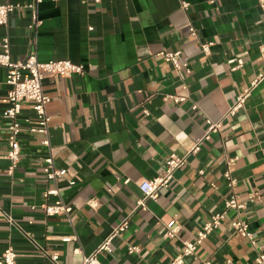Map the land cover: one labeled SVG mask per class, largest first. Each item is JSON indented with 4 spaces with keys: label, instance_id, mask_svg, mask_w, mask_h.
I'll return each instance as SVG.
<instances>
[{
    "label": "crops",
    "instance_id": "crops-1",
    "mask_svg": "<svg viewBox=\"0 0 264 264\" xmlns=\"http://www.w3.org/2000/svg\"><path fill=\"white\" fill-rule=\"evenodd\" d=\"M259 1L44 0L37 29L30 11L12 14L0 27V42L9 38L13 61L35 50L41 63L71 61L85 74L46 77L50 149L41 135L24 133L20 164L10 174L2 116L9 107L7 72L0 67V260L12 249L17 264H53L54 256L61 264H83L127 222L111 252L97 256L100 264H172L184 243L225 212L221 227L184 264H254L264 255V198L249 201L253 193L264 195V80L242 109L229 113L264 74ZM206 43L213 44L209 56ZM164 51H181L189 73L160 57ZM167 96L186 100L176 104ZM32 116V104H24L21 118ZM207 120L222 129L189 157L157 201L145 199L139 184L162 175L170 156L187 155L205 137ZM50 153L65 173L57 183L43 172ZM234 158L235 190L225 179L226 160ZM54 188L73 208L69 217H49L39 208ZM234 193L246 204L240 212L226 208ZM238 219L248 223L254 244L236 232ZM170 224L179 229L173 239ZM68 237L74 240L64 243ZM132 247L139 252L130 254Z\"/></svg>",
    "mask_w": 264,
    "mask_h": 264
},
{
    "label": "built area",
    "instance_id": "built-area-1",
    "mask_svg": "<svg viewBox=\"0 0 264 264\" xmlns=\"http://www.w3.org/2000/svg\"><path fill=\"white\" fill-rule=\"evenodd\" d=\"M44 0H34L32 4L28 6H21L15 4H4L0 5V27H5L8 24L9 18L12 14L16 12H22L23 10H28L31 12L33 24L32 29H37L41 26L42 21L39 18V5ZM57 1V0H54ZM100 0H97L99 2ZM261 10L264 13V0L259 1ZM184 9H188L189 5L184 4ZM93 29H91L92 31ZM196 32L192 30V36H195ZM213 46L212 43H206L202 45V50L206 55H210V49ZM160 57L164 58L167 63H170L174 69L178 72L186 71L189 73L188 66L181 62L182 52H161ZM0 67L4 68L7 72L6 75V86L8 88V102L9 107L3 113V119L8 123V152L6 159L10 162L9 173L12 174L20 164L22 147H21V137L24 133H29L32 135H41L43 137L42 145L50 149V125L51 117L48 114L47 108L51 102L50 97L46 94L44 90V82L48 75H55L63 78H72L74 76H82L85 74V67L83 65L75 64L71 61H50L47 63H41L38 60V56L35 50L31 51L26 60L24 61H13L11 58V44L8 37H5L0 42ZM264 80V74L260 75L256 80H254L248 90L241 94L229 112L230 115H235L240 109L243 108L246 98L253 92L257 86ZM167 100H173L176 104H181L185 102V98L179 96H167ZM29 103L32 104L33 116L27 119H22L23 105ZM194 109H197L195 106ZM148 114V112H146ZM208 131L202 140L196 142L195 146L190 150V152L179 157L177 155H172L167 160L166 171L153 180H144L139 184L140 191L144 195L145 199L157 201L163 190L170 187L175 174L184 169L188 164V159L190 156L197 155L203 143L210 140L211 135L218 133L222 127V123H214L207 120ZM51 152V151H50ZM227 171L225 173V179L228 186L235 190L238 186L237 180L233 177V173L237 166V159H227L226 160ZM43 172L45 174L46 180L49 182L57 183L65 175L64 172L57 170L54 164V156L50 153L45 159V165L43 167ZM202 174V173H201ZM50 197H56L58 200L55 201L53 205H49L47 200ZM264 195L260 193H253L249 196V201L253 202L255 200H262ZM89 205L94 207L95 202H89ZM143 207V203H140ZM36 208V207H35ZM39 208L45 212L49 217L56 216H67L69 217L73 208L66 205L59 198V190L57 188L48 190L44 194V202L40 204ZM227 211L234 210L240 212L246 208V204L241 200L237 194H233L227 202ZM226 212L223 214H218L214 216L197 235V239L194 242L184 243L183 254L178 256L172 264H184L185 258H194L199 248L202 246L204 241H206L216 230H218L223 221L225 220ZM234 228L238 234L242 237L247 238L254 244L253 235L249 232V225L243 219H238L234 223ZM128 227V223L124 222L114 233L108 238L94 253L92 256L85 258L83 264H100L97 260V256L101 252H111V243L115 236L120 232H124ZM168 237L173 239L177 236L179 229L172 226V224L167 226ZM74 240L73 237L64 238L62 241L64 243H70ZM139 249L137 247H132L129 249L130 254L138 253ZM18 256L16 252L12 249H7L0 260V264H17ZM53 264H61L57 256L52 257ZM209 264V263H207ZM228 264H231L230 262ZM254 264H264V255L260 254L255 260Z\"/></svg>",
    "mask_w": 264,
    "mask_h": 264
}]
</instances>
